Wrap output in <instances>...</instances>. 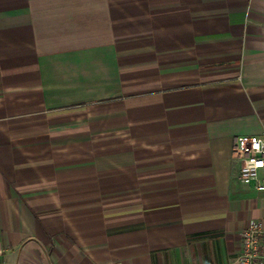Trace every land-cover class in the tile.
<instances>
[{
    "label": "crops",
    "instance_id": "1",
    "mask_svg": "<svg viewBox=\"0 0 264 264\" xmlns=\"http://www.w3.org/2000/svg\"><path fill=\"white\" fill-rule=\"evenodd\" d=\"M264 0H0V264H226L264 191Z\"/></svg>",
    "mask_w": 264,
    "mask_h": 264
},
{
    "label": "built area",
    "instance_id": "2",
    "mask_svg": "<svg viewBox=\"0 0 264 264\" xmlns=\"http://www.w3.org/2000/svg\"><path fill=\"white\" fill-rule=\"evenodd\" d=\"M233 155L240 160L242 183L264 191V137L240 135L234 139ZM226 264H264V222L249 220L241 234L240 251Z\"/></svg>",
    "mask_w": 264,
    "mask_h": 264
}]
</instances>
